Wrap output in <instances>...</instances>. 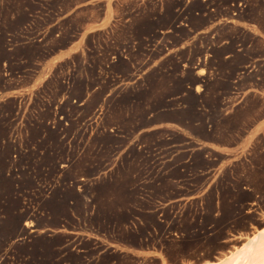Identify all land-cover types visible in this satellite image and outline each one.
Segmentation results:
<instances>
[{"label": "rangeland", "instance_id": "obj_1", "mask_svg": "<svg viewBox=\"0 0 264 264\" xmlns=\"http://www.w3.org/2000/svg\"><path fill=\"white\" fill-rule=\"evenodd\" d=\"M93 1L0 0V264L227 260L264 228V0H117L77 45Z\"/></svg>", "mask_w": 264, "mask_h": 264}, {"label": "bare ground", "instance_id": "obj_2", "mask_svg": "<svg viewBox=\"0 0 264 264\" xmlns=\"http://www.w3.org/2000/svg\"><path fill=\"white\" fill-rule=\"evenodd\" d=\"M236 253H231L235 257L226 256L227 260H221L210 264H264V228L249 238L248 242L237 249ZM207 264V263H204Z\"/></svg>", "mask_w": 264, "mask_h": 264}, {"label": "crops", "instance_id": "obj_3", "mask_svg": "<svg viewBox=\"0 0 264 264\" xmlns=\"http://www.w3.org/2000/svg\"><path fill=\"white\" fill-rule=\"evenodd\" d=\"M116 1L117 0H94L93 2H91V5H94L96 3H103V14L99 21L90 23L87 25L86 28L83 29V32L80 34L79 39L76 41L77 45L83 43L84 36L94 33L96 31L108 29L119 20L115 7ZM249 91L252 90H246L245 92ZM241 93L246 94L244 92ZM262 130H264V119L255 126L253 130V135L260 134Z\"/></svg>", "mask_w": 264, "mask_h": 264}, {"label": "trees", "instance_id": "obj_4", "mask_svg": "<svg viewBox=\"0 0 264 264\" xmlns=\"http://www.w3.org/2000/svg\"><path fill=\"white\" fill-rule=\"evenodd\" d=\"M159 31H161V29L158 26L155 25L151 29L149 35H153L154 33H158ZM241 71H243V70H241ZM21 242L16 243V246L15 247L18 248L19 245L24 244V243H21ZM10 243H11V240L9 241L8 244H10ZM26 243L29 244L28 245V249H27L26 253H23L22 255L25 254V257L28 258V259H31L32 260V263H34L36 261L39 262L42 259H45V255H46L45 254V249H54V247H58L60 245L61 246H68L69 243H70V241L67 239V240H65L63 242H60V241H56L55 239H48L46 241V243L43 244V246L38 251L36 249V244L30 245L31 241H29V242L27 241ZM166 258H167V260H168V262L170 264H173V262H172V260L170 258H168L167 256H166ZM179 263H182V261L180 260Z\"/></svg>", "mask_w": 264, "mask_h": 264}]
</instances>
